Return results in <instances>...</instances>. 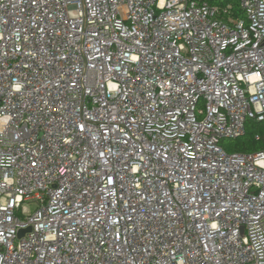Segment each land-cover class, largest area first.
I'll list each match as a JSON object with an SVG mask.
<instances>
[{
    "label": "built area",
    "instance_id": "built-area-1",
    "mask_svg": "<svg viewBox=\"0 0 264 264\" xmlns=\"http://www.w3.org/2000/svg\"><path fill=\"white\" fill-rule=\"evenodd\" d=\"M251 120L264 0H0V264H264Z\"/></svg>",
    "mask_w": 264,
    "mask_h": 264
},
{
    "label": "trees",
    "instance_id": "trees-1",
    "mask_svg": "<svg viewBox=\"0 0 264 264\" xmlns=\"http://www.w3.org/2000/svg\"><path fill=\"white\" fill-rule=\"evenodd\" d=\"M262 122L246 124V133L236 139L227 140V145H223L221 140V146L230 153H255L264 149V130L262 128ZM259 137V138H257Z\"/></svg>",
    "mask_w": 264,
    "mask_h": 264
},
{
    "label": "rangeland",
    "instance_id": "rangeland-1",
    "mask_svg": "<svg viewBox=\"0 0 264 264\" xmlns=\"http://www.w3.org/2000/svg\"><path fill=\"white\" fill-rule=\"evenodd\" d=\"M249 123H256L255 121H253V120H251V121H249ZM262 123H264V122H262ZM260 125H262V128H263V130H264V124H260ZM227 140H229V139H224L223 141H222V144L225 146V145H227Z\"/></svg>",
    "mask_w": 264,
    "mask_h": 264
},
{
    "label": "water",
    "instance_id": "water-1",
    "mask_svg": "<svg viewBox=\"0 0 264 264\" xmlns=\"http://www.w3.org/2000/svg\"><path fill=\"white\" fill-rule=\"evenodd\" d=\"M31 228H27V229H22L19 231V237H22L26 231H30Z\"/></svg>",
    "mask_w": 264,
    "mask_h": 264
}]
</instances>
